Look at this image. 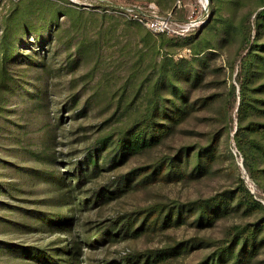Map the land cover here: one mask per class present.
<instances>
[{"label":"rangeland","instance_id":"374dc122","mask_svg":"<svg viewBox=\"0 0 264 264\" xmlns=\"http://www.w3.org/2000/svg\"><path fill=\"white\" fill-rule=\"evenodd\" d=\"M24 1L0 0V37L16 7ZM55 1L57 4L39 3L23 15L25 23L21 27L38 26L43 41L34 32H29L26 38L22 33L17 39L21 53L17 61L11 63L15 87L6 91V100L0 95V264H40L31 253L33 248L55 250L63 247L71 237L84 246V258L89 261L83 264H105L106 260L116 261L134 253L144 257L176 244L186 251L159 264L210 262L217 250L229 244L236 225L253 224L261 216L239 207L232 215L199 225L198 209L188 210L194 202L223 196L227 192L235 194L240 187L246 186L264 203V179L257 180L250 175L249 154L239 141L241 137L245 139L247 130L240 128L247 121L238 112L240 83L237 77V53L243 28L248 33L250 30L259 42H264V25L259 19V12L264 10L263 0H221L225 3L223 14L230 23V33L206 35L209 44L215 45L201 55L207 57V61L201 67L202 83L191 86L189 100L194 107L189 114L160 145L118 161L111 169L108 168L112 164L106 163L102 174L77 193L82 197L90 196L99 186L115 184L121 175H130L140 167L144 168L141 171L150 172L153 164L172 157L180 156L176 161L180 164L181 176L171 180L159 176L101 204H96L93 199L91 208L80 215L79 230L82 233L76 230L69 235L64 231L38 228L51 225L42 223L41 213L52 216L51 212L55 210L51 198L58 192L32 174V169L40 170L44 165L29 159L26 151L43 144L40 142L45 137L44 130H53L56 135L53 150L58 160L51 170L58 174L72 168L73 162H83L102 138L116 140L125 126L145 112L151 96L150 84L157 74L152 57L145 55L144 32H153L159 46L161 38L146 23L150 19L148 6L158 5L155 0ZM160 3L158 13L169 14L178 23L202 18L192 31L167 32L166 38L175 43L161 48L162 53L176 60L193 59L194 49L182 41L207 24V19L212 16L211 0L207 8L200 0H160ZM70 7L73 10L67 9ZM137 7L147 13L142 16L143 21L136 18V11L130 10ZM207 9L211 11L202 23V11L206 13ZM132 18L140 20L143 26L138 30L128 29L127 24ZM15 27L12 24V29ZM80 44L83 45L81 50L78 49ZM30 54L36 55L34 59L39 61L47 57V69L37 62L32 67L29 59L23 58ZM159 60L160 56L157 62ZM234 86L239 98L237 109L233 111L230 105ZM250 86L255 88L251 93L257 98L255 102L264 106V78H251ZM42 91L48 101L44 109L38 110L41 102L37 101V94ZM165 95L170 97L169 93ZM253 119L264 121V117L258 115ZM20 122L24 128L17 126ZM20 136H26L23 140L27 146L16 143ZM214 143L217 144L214 157L205 171L198 174V169L194 170L196 159L193 154L203 152ZM241 143L245 145L243 140ZM109 151L107 148L98 152V161L106 159ZM186 158L189 161L185 162ZM136 181L139 179H134L133 183ZM44 198L47 203L43 202ZM178 208L183 209L182 216L186 220L182 223L150 227L139 237H119L122 233H116L114 240L99 247L82 242L86 234L82 225L90 230L111 225L118 231L121 220L126 218L132 217L135 225H140L145 218L147 223L154 220L161 210L163 214L172 210L176 216ZM36 219L39 220L35 222ZM248 264H264V243Z\"/></svg>","mask_w":264,"mask_h":264},{"label":"trees","instance_id":"16d2710c","mask_svg":"<svg viewBox=\"0 0 264 264\" xmlns=\"http://www.w3.org/2000/svg\"><path fill=\"white\" fill-rule=\"evenodd\" d=\"M133 1L135 0H129L128 2ZM155 1L160 6V0ZM39 3L57 4L55 0H25L23 5L16 7V11L11 17L12 19L6 22L5 29L0 37V95H2L4 100H6V91L8 92L15 87L14 68L11 63L16 62L17 57L21 53L17 39H20L19 37H21L22 33L25 34L26 38L29 32H34L43 41L42 34L38 32V26L24 25L23 28L21 27L25 23L24 18L22 19L23 15H26L31 7ZM72 8L67 9L73 10ZM211 8L212 16L207 19V24L182 41L190 44L192 49H194L193 59L183 57L176 60L173 56L162 53L161 48L175 43L173 40L166 38V33H159L161 38V46H159L157 43L159 40L153 32L147 30L144 32L142 39L145 43V55L152 57L157 74H155L154 81L150 84L151 96L145 112L132 123L125 126L119 132L116 140L110 137L102 138L96 143L94 150H90L87 153V157L83 162H73L72 168L58 174L53 169L51 170V167L58 160L56 151L53 150L56 139L53 130L48 128L44 130L45 137L42 138L40 143L43 144L40 147L28 148L26 152L29 155V159H34L44 165L43 169L36 171L32 169V174L35 173L38 181L48 183L51 190L58 192V195L51 198L52 209L55 210V212H51L52 216L47 217L49 214L41 213L43 215V218H41L42 223L51 225L38 228L53 232L64 231L68 235L73 234L80 229V215L91 208L93 199L96 204H101L115 196L122 195L123 192L134 188L136 185L144 186L159 176L170 180L181 176L180 164L176 161L177 159L180 160V156L178 158L172 157L153 164L150 172H143L141 170L144 168L140 167L134 169L130 175H121L115 181V184L112 185L114 187L110 185L99 186L95 190H89L91 191L90 196L82 197L77 193L78 190H83V187L88 182L93 181V179L102 174L103 170H105L103 165L106 163H108V166L112 164L108 168L111 169L118 161L122 162L129 156L160 145L171 134L176 125L189 114L194 107L189 100L191 86H199L202 83L203 69L201 67H204L207 61V57L201 55L215 45L213 43L209 44L206 40V35H216L217 33L225 35L230 33V23L228 24V18L223 14L225 3L221 0H211ZM209 10L211 11V9ZM137 13L142 16L147 15L140 9L137 10ZM259 19H261V24L264 25V10L259 12ZM12 24L16 26L13 29ZM141 26L143 24L136 18L130 19L127 24L128 29L134 30H138ZM200 30H202V34H199ZM49 37H51V33H49ZM82 48L83 45L81 46L80 44L78 49L81 50ZM140 54L144 57L143 53ZM237 54L239 61L237 77L240 83L238 112L240 116H245L244 119L247 121V124L242 125L240 128L241 131L247 130L244 134L245 139L241 137L242 139L239 138V141L242 149L247 155L249 154L247 167L250 175L260 180L264 179V121L253 118L254 115L264 117V106L255 102L257 98H254L251 94L255 88H251L250 79L253 77L264 78V42H259L257 38L252 36L250 30L248 33L243 28L241 31V44ZM159 56L161 61L157 62ZM30 57L33 59H30ZM35 57L36 55L33 54L29 56L23 55V58L29 59L32 67H35L37 62L41 68L47 69V57H43L41 61L35 60ZM166 93H169V98H166ZM44 95L45 92L43 91L37 94V101L41 102L38 110L44 109L48 101ZM239 97L234 86L232 91L233 103L230 105L233 111L237 109ZM205 103H207V98L204 100ZM33 107L35 108V105ZM86 108L87 106H85ZM17 126L24 128L22 122L17 123ZM45 126L48 127V125L43 127ZM24 137L26 136L17 137L16 143L21 144V146H27L23 140ZM242 140L245 145L241 143ZM216 146L217 144L215 143L210 144L203 152L199 151L193 154L192 157L196 159L194 170L198 169V174L205 171L206 165L215 155ZM107 148H110L107 158L102 160L103 162L101 160L99 162L98 152ZM187 152V156H189L188 149ZM187 161H189L188 158H186L185 162ZM134 179H139V181L133 183ZM46 201L47 199L44 198L43 202L47 203ZM239 207L250 213L257 212L261 216L260 220L245 226L236 225L229 244L217 250L212 255L210 262L200 264H248L260 251L264 243V203L255 198L246 186L240 187L235 194L227 192L223 196H214L194 202V205L188 210L198 209L197 222L199 225H206L213 223L218 217L232 215ZM182 212L183 209L178 208L175 216L172 210L166 214H163V210H161L154 220L152 219L147 223L146 221L148 220L145 218L140 225H135L132 217L126 218L121 220L118 231H115L111 225L100 226L92 230L86 229L82 225L83 232L85 231L86 233L82 242L92 247H99L108 241L114 240L116 233H122L119 237H139L150 227L155 229L157 226L167 227L186 221L182 216ZM147 217L149 218V216ZM38 220L36 219L35 222ZM184 251L186 250H182L180 244H176L165 251H156L157 253L147 254L144 257L136 253L128 254L116 261L106 260L105 264H159L176 255V253H183ZM31 253L40 264H83L84 261H89L88 258H84V246L80 244L79 240H75L72 237L68 238L66 244L61 248L49 251L45 248H33Z\"/></svg>","mask_w":264,"mask_h":264},{"label":"built area","instance_id":"2783aa9c","mask_svg":"<svg viewBox=\"0 0 264 264\" xmlns=\"http://www.w3.org/2000/svg\"><path fill=\"white\" fill-rule=\"evenodd\" d=\"M202 3V6L204 8H207V5L209 3V0H200ZM130 10L134 13L136 11L135 16L136 18L140 20H144L142 15L137 13V10L139 8H130ZM147 11L150 12V19L146 20L147 25L155 32L157 33H172V32H188L192 31L196 28V26L199 25L201 22V17L194 18L188 22L185 23H178L172 19L171 15H160L158 13L157 6L155 4H150L147 8ZM208 12H203L204 20L202 23L206 22V15L209 13V9H207Z\"/></svg>","mask_w":264,"mask_h":264}]
</instances>
